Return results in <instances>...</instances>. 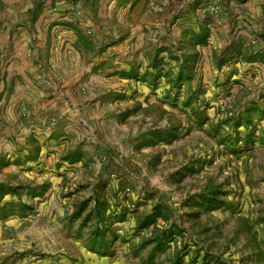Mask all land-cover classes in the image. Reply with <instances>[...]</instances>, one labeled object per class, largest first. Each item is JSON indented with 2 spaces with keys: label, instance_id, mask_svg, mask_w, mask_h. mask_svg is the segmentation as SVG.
I'll list each match as a JSON object with an SVG mask.
<instances>
[{
  "label": "rangeland",
  "instance_id": "1",
  "mask_svg": "<svg viewBox=\"0 0 264 264\" xmlns=\"http://www.w3.org/2000/svg\"><path fill=\"white\" fill-rule=\"evenodd\" d=\"M0 264H264V0H0Z\"/></svg>",
  "mask_w": 264,
  "mask_h": 264
},
{
  "label": "crops",
  "instance_id": "2",
  "mask_svg": "<svg viewBox=\"0 0 264 264\" xmlns=\"http://www.w3.org/2000/svg\"><path fill=\"white\" fill-rule=\"evenodd\" d=\"M17 56H19L21 59V63H20V61L19 60H15V68L17 69V70H21L20 72H23L24 71V66H23V60H22V53H18L17 54ZM14 63V62H13ZM20 65H21V67H20ZM65 79H66V81H67V84H69V85H73L74 84V82H75V80H71V79H69V78H67V77H65ZM42 81L45 83V84H47V86H50V83L48 82V81H46L45 80V78L44 77H42ZM29 85H28V87H30L29 89H35L36 91H38V88H37V85L35 84V83H33L32 81H30L29 80ZM21 89H23V87L22 86H20V84H15V87H14V90H15V92H19ZM72 90L73 89H71V90H69V93L71 92L72 93Z\"/></svg>",
  "mask_w": 264,
  "mask_h": 264
}]
</instances>
